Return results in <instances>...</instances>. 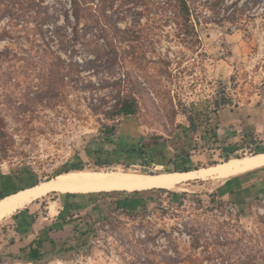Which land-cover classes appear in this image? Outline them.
<instances>
[{"label":"rangeland","instance_id":"obj_1","mask_svg":"<svg viewBox=\"0 0 264 264\" xmlns=\"http://www.w3.org/2000/svg\"><path fill=\"white\" fill-rule=\"evenodd\" d=\"M81 1L90 11L76 26L72 0H0V117L10 141L0 153V200L70 171L96 173L88 168L98 163L164 175L264 155V0H191L186 36L167 0ZM102 12L100 27L90 26ZM224 89L234 106L217 115ZM119 91L133 92L140 112L109 121ZM185 110L199 116L194 138ZM115 124V143L145 150L98 154L94 137ZM258 169L177 189L51 192L46 209L33 202L0 218V251L27 245L70 206L109 220L90 256L46 264H264V200L241 206L264 192ZM36 214L33 231L18 234Z\"/></svg>","mask_w":264,"mask_h":264},{"label":"trees","instance_id":"obj_2","mask_svg":"<svg viewBox=\"0 0 264 264\" xmlns=\"http://www.w3.org/2000/svg\"><path fill=\"white\" fill-rule=\"evenodd\" d=\"M191 0H167L165 5L168 7L167 11L170 12L171 16L179 20L181 24V29L184 30V35L190 34L193 30V10L191 5ZM73 16L76 22V26L82 23L85 18V13L90 11V8L85 7L81 0H72ZM89 19V25L92 27H100L103 22V17H105V12L99 14H92ZM68 19L71 17L68 15ZM192 28V29H191ZM226 90L224 89L222 94L217 96L214 101V112L219 114V112L224 111L228 108L234 106V102L231 97L226 96ZM116 103L112 106V109L106 113L107 119L109 121L117 122L123 118L136 117L140 112V103L138 98L133 92L119 91L116 96ZM105 114V113H104ZM183 115L186 118L188 127L185 128L187 136L194 138L197 136L201 130V124L199 121V116L194 113H189L188 111H183ZM116 124L115 125H104L101 129L100 134L94 137L95 146L98 147L97 153L101 154L104 148H109L112 150L121 149V151H130L131 147L135 152H143L145 147H137L135 145H129L125 141V138L119 143H115L114 136L116 135ZM216 134V133H215ZM9 135L6 132V123L3 118L0 117V153L6 155L9 152ZM257 155H251V157ZM225 162V164H227ZM176 165V163H173ZM218 165L210 166L217 167ZM222 165V164H221ZM97 168L90 169L88 171H93L96 173H130L123 171H107L110 167L109 163H103L97 165ZM206 169V168H203ZM75 171H84L85 167H76ZM259 170V169H257ZM190 168L177 169V173L189 172ZM194 171V170H193ZM197 171V170H195ZM67 172V173H71ZM169 172V173H176ZM192 172V171H191ZM257 172V171H256ZM168 174V172H165ZM65 174V173H64ZM160 174V173H159ZM159 174H155L159 175ZM62 175V174H61ZM55 179V178H53ZM50 179V180H53ZM16 184V179L13 180ZM45 182H41L38 185H42ZM18 188L20 189L19 185ZM18 188L13 187V191H17ZM153 190V189H152ZM165 190V189H159ZM154 191H157L154 189ZM115 192V191H111ZM123 192V191H121ZM129 192V191H126ZM139 192V191H135ZM18 193V192H17ZM11 195H8L9 197ZM5 197V199L7 198ZM3 198V196L1 197ZM4 199H1L3 201ZM264 200V192L259 193L257 197H251L241 203V206H249L253 203L260 202ZM218 203L223 204V201ZM33 205H39L45 209L49 206L48 198L38 199ZM119 210L122 209L120 206L117 207ZM68 215L61 214L56 220L51 222L50 226L45 227L42 234L37 235L30 243L27 245L19 247L17 251L3 250L0 251V264L4 260L12 262H22V263H32V264H46L54 260L71 261L78 256L86 255L90 256L92 250L97 243L100 232L101 224L106 220H109L110 215H106L104 210H94L88 212L76 211L70 213V206L67 208ZM123 212L127 213L126 209ZM30 211V207H27L20 211V213H27ZM39 215H31L28 220H24L22 223H18L16 227V232L18 234L30 233L34 229V225L38 222ZM47 218V217H46ZM14 219L18 220V215L14 216ZM23 229V231H22ZM14 244V243H13Z\"/></svg>","mask_w":264,"mask_h":264},{"label":"bare ground","instance_id":"obj_3","mask_svg":"<svg viewBox=\"0 0 264 264\" xmlns=\"http://www.w3.org/2000/svg\"><path fill=\"white\" fill-rule=\"evenodd\" d=\"M264 166V155L238 160L222 166L201 169L189 173L146 175L133 173H65L42 185L11 195L0 202V218L43 198L51 192L69 193L147 191L155 188L177 189L189 180L206 179L216 175L227 178L244 174Z\"/></svg>","mask_w":264,"mask_h":264},{"label":"water","instance_id":"obj_4","mask_svg":"<svg viewBox=\"0 0 264 264\" xmlns=\"http://www.w3.org/2000/svg\"><path fill=\"white\" fill-rule=\"evenodd\" d=\"M216 165H218V164H216ZM214 166V165H213ZM208 168V167H207ZM203 169V168H202ZM197 170H199L200 171V169H197ZM191 171H193V170H191ZM191 171H189V172H191ZM189 172H183V173H189ZM177 173V172H176ZM152 176H155V175H152ZM197 181V180H196ZM28 189V188H27ZM156 190H159V189H156ZM115 192H121V191H115ZM123 192H126V191H123ZM54 193H58V192H53V193H51V194H54ZM100 193H104V192H100ZM105 193H111V192H105ZM50 194V195H51ZM68 194H83V193H68ZM3 199H5V198H3Z\"/></svg>","mask_w":264,"mask_h":264},{"label":"crops","instance_id":"obj_5","mask_svg":"<svg viewBox=\"0 0 264 264\" xmlns=\"http://www.w3.org/2000/svg\"><path fill=\"white\" fill-rule=\"evenodd\" d=\"M242 176H244V175H241L240 177H238V183H242L243 181H242V179H245V177H242ZM241 179V180H240ZM248 184V183H247Z\"/></svg>","mask_w":264,"mask_h":264}]
</instances>
